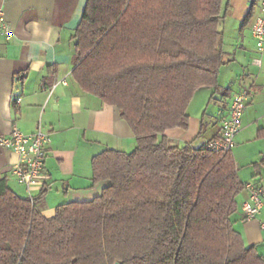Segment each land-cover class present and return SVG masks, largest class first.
Returning <instances> with one entry per match:
<instances>
[{
    "label": "trees",
    "instance_id": "trees-1",
    "mask_svg": "<svg viewBox=\"0 0 264 264\" xmlns=\"http://www.w3.org/2000/svg\"><path fill=\"white\" fill-rule=\"evenodd\" d=\"M224 0H88L75 32V81L117 107L136 147L92 160L91 201L41 212L0 180V264H264L234 229L244 189L232 151L172 146L203 88L219 90Z\"/></svg>",
    "mask_w": 264,
    "mask_h": 264
},
{
    "label": "crops",
    "instance_id": "crops-1",
    "mask_svg": "<svg viewBox=\"0 0 264 264\" xmlns=\"http://www.w3.org/2000/svg\"><path fill=\"white\" fill-rule=\"evenodd\" d=\"M87 1L0 0L14 32L11 41L0 42V137L8 135L14 125L25 134L40 126L50 137L43 179V188L49 191L40 207L47 218L62 204L91 201L101 195L104 184L93 181L92 160L97 154L106 149L129 153L136 147L135 134L117 107L83 91L73 77L74 35ZM263 2L223 1V18L229 21L223 32L224 50L228 43L231 48L225 52L219 90H198L187 111L189 127L170 129L165 135L172 146L201 147L220 133L233 95L250 90L232 153L240 181L264 187V62L256 57L251 32ZM17 98L22 99L19 106ZM16 161L12 150L0 146V180L5 178L18 195L29 197L27 188L12 173ZM43 188H35L33 195L39 196ZM248 198L244 188L237 198L233 227L246 245L255 246L264 257V207L255 219L246 221L243 203Z\"/></svg>",
    "mask_w": 264,
    "mask_h": 264
},
{
    "label": "built area",
    "instance_id": "built-area-1",
    "mask_svg": "<svg viewBox=\"0 0 264 264\" xmlns=\"http://www.w3.org/2000/svg\"><path fill=\"white\" fill-rule=\"evenodd\" d=\"M252 36L256 43L259 54H264V2L261 5V13L253 22L251 28ZM14 32L6 20L5 10L0 6V42L12 40ZM255 63L260 65V59ZM252 92L242 89L232 97V102L227 115L222 119L220 133L212 140L202 145L211 152L232 151L236 145V137L242 129V120L247 109V104ZM22 99L17 98L16 105L21 104ZM50 137L44 133L39 126L32 134H25L16 125L13 126L8 135L0 137V146L12 150L17 161L12 167V173L16 179L23 184L29 193V198L34 200V189L43 188L45 174V160L47 157V146ZM244 188L249 191V198L243 203L245 220L255 219L264 207V187L253 183H245ZM264 229V224H262Z\"/></svg>",
    "mask_w": 264,
    "mask_h": 264
},
{
    "label": "rangeland",
    "instance_id": "rangeland-1",
    "mask_svg": "<svg viewBox=\"0 0 264 264\" xmlns=\"http://www.w3.org/2000/svg\"><path fill=\"white\" fill-rule=\"evenodd\" d=\"M228 22H229V21H228V20L226 21L225 18H223V19L221 20L220 30H221L222 32L226 31ZM228 29H230V28L228 27ZM228 41H229V40H228ZM230 45H231V44L228 43V45H227L226 48H225V52H227V51L229 52V51H230V48H231ZM228 52H227V53H228ZM256 54H257L256 57L260 58V59L264 62V54H263V55H262V54H259L258 51L256 52ZM253 67H254V66L249 65V68H250L251 70H254ZM240 69H242V68L239 67V70H240ZM223 71H224V68H223ZM223 74H224V73H223ZM228 77H231V76H229V74H228ZM224 78H225V75L221 76L220 81L222 82V79H224ZM224 101H225V100H224ZM225 102H226V101H225Z\"/></svg>",
    "mask_w": 264,
    "mask_h": 264
},
{
    "label": "water",
    "instance_id": "water-1",
    "mask_svg": "<svg viewBox=\"0 0 264 264\" xmlns=\"http://www.w3.org/2000/svg\"><path fill=\"white\" fill-rule=\"evenodd\" d=\"M116 264H120V263H116Z\"/></svg>",
    "mask_w": 264,
    "mask_h": 264
}]
</instances>
